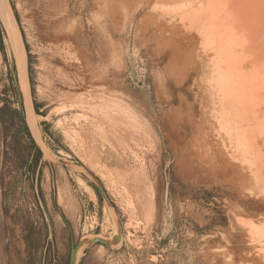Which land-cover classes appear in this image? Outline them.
Instances as JSON below:
<instances>
[{
    "label": "rangeland",
    "instance_id": "obj_1",
    "mask_svg": "<svg viewBox=\"0 0 264 264\" xmlns=\"http://www.w3.org/2000/svg\"><path fill=\"white\" fill-rule=\"evenodd\" d=\"M8 1L40 139L0 18V264H69L84 238L109 245L79 264H264V137L253 167L182 0ZM228 2L262 122L264 0Z\"/></svg>",
    "mask_w": 264,
    "mask_h": 264
},
{
    "label": "bare ground",
    "instance_id": "obj_2",
    "mask_svg": "<svg viewBox=\"0 0 264 264\" xmlns=\"http://www.w3.org/2000/svg\"><path fill=\"white\" fill-rule=\"evenodd\" d=\"M181 3L180 13H178L181 26L185 29H194L203 38L209 41L213 39L215 42V74L219 76L217 82L220 86L221 108L232 123L229 125L231 130L237 136L244 150L248 152L251 165L255 167L257 163L253 155V143L259 136L264 137V121L259 122L258 113L255 110V99L261 94L256 89L241 88L238 81L237 71H243L244 63L237 58L238 47L241 46V44H237L240 38L239 27L231 18L228 19L231 13V5L228 7V0L225 5L221 0H182ZM11 7L8 0H0V18L6 28L8 40L17 59L27 123L39 141L40 131L31 98L27 54ZM172 21L178 23L175 19ZM224 21L228 23H223ZM42 146L45 154L49 155V149L44 144ZM80 183L85 185L83 180H80ZM109 225L111 226V224ZM88 239L90 238L82 240V244L76 252L75 264H79L83 251L88 245Z\"/></svg>",
    "mask_w": 264,
    "mask_h": 264
},
{
    "label": "water",
    "instance_id": "obj_3",
    "mask_svg": "<svg viewBox=\"0 0 264 264\" xmlns=\"http://www.w3.org/2000/svg\"><path fill=\"white\" fill-rule=\"evenodd\" d=\"M90 242L102 243L104 245H109L107 242L99 240V239H95V240H91V241L89 240L88 243H90ZM81 244H82V241H80L78 243V245L76 246V248L73 250L69 264H75L76 252H77V250H78V248L80 247Z\"/></svg>",
    "mask_w": 264,
    "mask_h": 264
}]
</instances>
